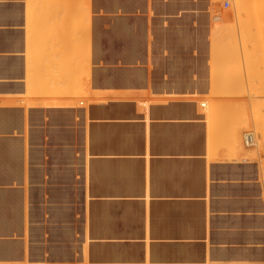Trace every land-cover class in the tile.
Masks as SVG:
<instances>
[{"label":"crops","instance_id":"0c3cea01","mask_svg":"<svg viewBox=\"0 0 264 264\" xmlns=\"http://www.w3.org/2000/svg\"><path fill=\"white\" fill-rule=\"evenodd\" d=\"M77 1L0 0V264H264V164L193 97L202 2Z\"/></svg>","mask_w":264,"mask_h":264},{"label":"rangeland","instance_id":"374dc122","mask_svg":"<svg viewBox=\"0 0 264 264\" xmlns=\"http://www.w3.org/2000/svg\"><path fill=\"white\" fill-rule=\"evenodd\" d=\"M199 1H201L203 4L202 11H203V20L204 21L202 23V28H201V31H202L201 34L203 36L201 35V39L198 40V43H197L198 47L197 48L202 49L204 51L203 61H204L205 68L207 67V69H205V74H204L205 81H207V82H210V81L214 82L215 81V82H214L213 86L209 85L210 87L208 90H203L198 94L196 93V95H194L193 97L195 99L198 98L196 100H198L199 102H203V101L207 102V105L205 107H201V111L205 114V117H207V121H208L209 125L212 126L211 128L217 134L230 136L231 138L234 139L233 144L234 145L236 144L235 146L237 148H240L242 151H246V150L251 151V157L253 159H259L264 164V101H263V99H264V95H263L264 93L263 92L264 91L262 89L259 90L260 88L264 87V86L260 87L261 84L264 85V83H263L264 81L261 80L262 76L264 75V72H263L264 71V66H263L264 65L263 64L264 58L262 57L263 56L262 53H264V23H262V22H264V16L262 15V13L264 12L263 11L264 7H261L264 5V0H257V1L256 0H252V1H250V0L246 1L245 0L244 2L246 4L244 2H241L240 6L244 10H241V14H239L240 16L237 13V5L235 3V0H229L230 6L228 8H226L224 6V2L226 0H199ZM253 1H256L257 3L259 2L256 5L257 10L255 8H253V5H255V2H254V4L252 3ZM247 3H248V5H247ZM251 3H252V6H250ZM241 7H239V8H241ZM254 9L257 11V13H256L257 15H255ZM238 10H240V9H238ZM244 11H245V13H243ZM246 12H247V14H246ZM246 15H248L249 17ZM244 19H246V24H244V25H246L247 27H250L251 30L253 29L254 33L251 36H249L250 31L246 32L247 36L244 35L245 31L243 32L244 29H242L240 27V20H241V24H242V22H244ZM260 20H262V21H260ZM256 22H261V23L258 24ZM216 24L218 26L223 25L222 27L224 28V32L222 31V33H220V31H219L220 29H218L219 27H217ZM257 24H258V26H257ZM225 25H228V26L225 28ZM244 25H243V28H245L247 31L248 29L246 26L244 27ZM214 26L218 30H214L215 29V28H213ZM214 31H217V32L215 33ZM222 34H224V35H222ZM77 35H78V26H77ZM198 35L200 37V32L198 33ZM79 44L80 43L78 42L77 43L78 49L79 48L82 49L84 46H81L82 44H80V45ZM256 53H259L261 58H259L258 57L259 55H257ZM253 54L255 56L257 55V58H255V56ZM261 54H262V56H261ZM252 55L254 58L252 57ZM248 58H250L251 60L248 61L249 60ZM260 60H261V62H260ZM249 63L251 66H249ZM223 64H225L226 67ZM233 65H237V66L234 67ZM247 66H249V68H247ZM208 67L210 69H212L214 72L209 71ZM228 67H229V69H228ZM231 67H233L234 69L236 67L237 68L234 70ZM250 67L251 68L254 67L253 68V70H255L254 72L255 73L257 72L256 74H258L257 77L255 78V81L253 79L254 84L249 79V77L251 75H254V73L251 75L248 73L249 71L252 72V69L250 70ZM238 68H240V69H238ZM230 69H232V70L230 71ZM262 69H263V71H262ZM236 71L239 72L238 75H237ZM231 72H233V76H232ZM228 75H229V79L230 78L233 79L234 77H236L235 80L233 79L234 83L231 82L232 81L231 79L230 80L228 79ZM241 75H243L244 77L243 76L240 77ZM237 77H239V80H237L238 79ZM263 78H264V76H263ZM230 83L232 85L234 84L235 86L234 85L232 86ZM238 86H239V89H241V90L238 89ZM257 86H258V88L260 87L259 89L257 88L258 90L256 89ZM229 87H231V89ZM256 90L258 91V93L256 92ZM261 91L263 94L261 93ZM235 92H237V93H235ZM212 93L217 94V96L215 95L216 98L214 97V94H212ZM77 97L79 99L87 98V97H89V92H86L84 89H79V90H77ZM211 99H216L218 103L220 101V103H222V104L223 103L227 104L229 107V110L233 111V115H230L228 113L230 116H228L227 118L222 117V119H224L223 122H220L221 119H219V117H218V119L220 120L219 122L216 121L218 123H215V121L209 119L207 112L209 111L208 106H210L209 103L211 102ZM252 99H253V101H252ZM237 100H239V101H237ZM212 101H214V100H212ZM243 107H244V109H243ZM237 110H239L240 112L237 113ZM234 112L239 114L238 115L239 117L238 116L236 117ZM246 112H247V115H246ZM235 118H236V121H235ZM238 118L240 120H238ZM214 120H217V119H214ZM241 120H242V122L240 123ZM237 121H239V122L237 123ZM233 124L234 125L236 124V127H234ZM240 124H241V126H240ZM220 127L223 129L222 132H219L221 129ZM241 128H243V130ZM231 131H236L234 133L232 132L233 136H232ZM245 131L254 132L255 137H256L255 144L249 148L244 147V144H243V134ZM235 136H236V138H235Z\"/></svg>","mask_w":264,"mask_h":264},{"label":"bare ground","instance_id":"6f19581e","mask_svg":"<svg viewBox=\"0 0 264 264\" xmlns=\"http://www.w3.org/2000/svg\"><path fill=\"white\" fill-rule=\"evenodd\" d=\"M78 1H80L81 4H82V0H78ZM78 1H77V2H78ZM126 1H127V0H126ZM148 1H149V0H148ZM244 1H245V0H235V3H236V5H237V13H238V15L241 14V10H244V9L240 6V5H241V2H244ZM246 1H249V0H246ZM250 1H252V0H250ZM256 1H257V0H256ZM256 1H253V2H252L253 4H254V2H255V5H253V8H255V9L257 8L256 5L259 3V2L257 3ZM28 2H29V1H28ZM63 2H64V1H63ZM80 2L76 3V5H77L76 7L78 8V6H80V8H82L83 10L85 9L84 11L87 10V14H86V12L84 13V11L81 9V10L83 11V14H82L81 12H80V13H77L78 11H77V9H76V11H77L76 14H79V16H81L80 14H82V16H83L84 14L86 15V17H85V15H84L83 18L81 19V21H82V22H81V25H83V24H84L83 19H84V18H87V15L89 14V13H88L89 10H88V8L86 9L84 5H83L84 7H83L82 5H79ZM260 2H261V1H260ZM25 3H26V2H25ZM244 3H245V2H244ZM252 3H251L250 6H252ZM29 4H30V3H29ZM245 4H246V3H245ZM49 5H50V4H48V6H49ZM127 5H128V4H127ZM180 5H181V4H180ZM247 5H248V3H247ZM261 5H262V4H261ZM31 6H32V5H31ZM46 6H47V5H46ZM73 6H74V4H73ZM44 7H45V6H44ZM74 7H75V6H74ZM107 7H108V6H107ZM211 7H212V6H211ZM239 7H241V8H239ZM261 7H264V5L261 6ZM9 8H10V7H9ZM37 8H38V7H37ZM60 8H61V7H60ZM130 8H131V7H130ZM57 9H59V8H57ZM156 9H157V8H156ZM238 9H240V10H238ZM249 9H250V8H249ZM255 9H254V11H255V15H257V14H256V13H257V11H256L257 9H256V10H255ZM61 10H62V9H61ZM148 10H149V9H148ZM246 10H247V9H246ZM154 11H155V10H154ZM211 11H212V10H211ZM239 11H240V12H239ZM263 11H264V10H263ZM9 12H10V11H9ZM13 12H14V11H13ZM42 12H43V11H42ZM44 12H45V11H44ZM49 12H50V11H49ZM65 12H66V11H65ZM185 12H186V11H185ZM258 12H259V11H258ZM59 13H60V12H59ZM59 13H58V14H59ZM243 13H245V11H244ZM263 13H264V12H263ZM263 13H262V15L264 16ZM65 14H66L65 16H67V13H65ZM69 14H70V13H69ZM207 14H208V13H207ZM246 14H247V12H246ZM260 14H261V13H260ZM19 15H20V14H19ZM115 15H116V14H115ZM132 15H133V14H132ZM248 15H249V14H248ZM248 15H246V16H248ZM46 16H47V14H46ZM46 16H45V18H46ZM150 16H151V15H150ZM154 16H155V15H154ZM184 16H185V15H184ZM186 16H189V15H186ZM211 16H212V15H211ZM239 16H240V15H239ZM42 17H44V16H42ZM61 17H62V16H61ZM67 17H68V16H67ZM69 17H70V16H69ZM114 17H115V16H114ZM119 17H120V16H119ZM248 17H249V16H248ZM261 17H262V16H261ZM14 18H15V17H14ZM14 18H13V19H14ZM39 18H40V17H39ZM79 18H81V17H79ZM123 18H124V17H123ZM239 18H240V17H239ZM13 19H12V20H13ZM46 19H47V18H46ZM62 19H63V18H62ZM87 19H89V18H87ZM111 19H112V18H111ZM133 19H134V18H133ZM167 19H168V18H167ZM186 19H187V18H186ZM241 19H242V18H241ZM260 19H261V18H260ZM3 20H4V19H3ZM68 20H69V19H68ZM70 20H71V19H70ZM85 20H86V19H84V21H85ZM153 20H154V19H153ZM249 20H250V19H249ZM42 21H43V20H42ZM71 21H72V20H71ZM77 21H78V20H77ZM93 21H94V20H93ZM116 21H117V20H116ZM166 21H167V20H166ZM203 21H204V20H203ZM260 21H262V20H260ZM49 22H51V21L49 20ZM78 22H79V21H78ZM88 22H89V21H88ZM54 23H55V22H54ZM61 23H62V22H61ZM75 23H76V22H75ZM79 23H80V22H79ZM79 23H78V24H79ZM86 23H87V22H86ZM86 23H85V24H86ZM94 23H96V22H94ZM141 23H142V22H141ZM182 23H183V22H182ZM199 23H200V22H199ZM256 23L259 24V23H261V22H256ZM262 23H264V22H262ZM78 24H77L76 26H78V29H79V28L81 27V25H80V24L78 25ZM88 24H89V23H88ZM88 24H87V25H88ZM96 24H97V23H96ZM144 24H145V23H144ZM244 24H246V19H244V22H242V24H241V20H240V27H241L242 29H244L243 32L245 31V32H244L245 34H244L243 32H242V33H243L244 35L247 36L246 32H249V31H250V32H249V33H250L249 36H251V35L254 33V32H253V29L251 30L250 27H247V26L244 25ZM258 24H257V26H258ZM62 25H63V24H62ZM62 25H61V26H62ZM68 25H69V23H68ZM74 25H75V24H74ZM231 25H232V24H231ZM243 25H244V27H245V26L247 27V29H248L247 31H246L245 28H243ZM44 26H45V25H44ZM51 26H52V25H51ZM79 26H80V27H79ZM153 26H154V25H153ZM216 26L219 27L218 29H220V30H219L220 33H222V31L224 32V28L222 27L223 25H219V26H218V25L216 24ZM227 26H228V25H225V28H226ZM82 27H83V26H82ZM82 27H81V28H82ZM85 27H86V26H85ZM166 27H167V26H166ZM206 27H207V26H206ZM231 27H232V26H231ZM51 28H52V27H51ZM57 28H60V27H57ZM57 28H56V29H57ZM67 28H70V26H68ZM72 28H73V27H72ZM76 28H77V27H76ZM86 28H87V27H86ZM146 28H147V27H146ZM157 28H158V27H157ZM159 28H160V27H159ZM169 28H170V27H169ZM213 28H215L214 30H218L215 26H214ZM221 28H222V29H221ZM64 29H65V27H64ZM74 29H75V28H74ZM82 29H83V28H82ZM84 29H85V28H84ZM117 29H118V28H117ZM155 29H156V28H155ZM185 29H186V28H185ZM227 29H228V28H227ZM249 29H250V30H249ZM38 30H39V29H38ZM50 30H51V29H50ZM60 30H61V29H60ZM67 30H68V29H67ZM70 30H71V28H70ZM79 30H81V29H79ZM87 30H88V29H87ZM192 30H193V29H192ZM51 31H52V30H51ZM55 31H56V30H55ZM68 31H69V30H68ZM82 31H83V30H82ZM114 31H115V30H114ZM174 31H175V30H174ZM184 31H185V30H184ZM53 32H54V31H53ZM57 32H58V34H59L60 31H58V29H57ZM70 32H71V31H70ZM74 32H75V30H74ZM80 32H81V31H79V33H80ZM85 32H86V31H85ZM87 32H88V31H87ZM87 32H86V33H87ZM142 32H143V31H142ZM214 32L216 33L217 31H214ZM229 32H230V31H229ZM45 33H46V32H45ZM47 33H48V32H47ZM60 33H61V32H60ZM68 33H69V32H68ZM79 33H78V35H79ZM143 33H144V32H143ZM158 33H159V31H158ZM161 33H162V32H161ZM226 33H227V32H226ZM230 33H231V32H230ZM71 34H72V32H71ZM76 34H77V33H76ZM87 34H88V33H87ZM144 34H145V33H144ZM150 34H151V33H150ZM217 34H218V33H217ZM26 35H27V34H26ZM48 35H49V34H48ZM60 35H61V34H60ZM82 35H83V33H82ZM82 35L80 34V36H82ZM84 35H85V34H84ZM94 35H95V34H94ZM97 35H98V34H97ZM153 35H154V34H153ZM218 35H219V34H218ZM218 35H217V36H218ZM222 35H224V34H222ZM70 36L72 37V35H70ZM70 36H69V37H70ZM80 36H79V37H80ZM98 36H99V35H98ZM189 36H190V35H189ZM202 36H203V35H202ZM64 37H65V35H64ZM76 37H77V36H76ZM82 37H83V36H82ZM82 37H80V38H82ZM94 37H95V36H94ZM137 37H138V36H137ZM190 37H191V36H190ZM200 37H201V35H200ZM231 37H232V36H231ZM48 38H49V37H48ZM52 38H53V37H52ZM61 38H63V37H61ZM80 38H79V39H80ZM85 38H86V35H85ZM96 38H97V37H96ZM143 38H144V37H143ZM178 38H179V37H178ZM228 38H229V37H228ZM70 39H71V38H69V40H70ZM73 39H74V38H73ZM73 39H72V40H73ZM79 39H78V41H80ZM83 39H84V38H83ZM62 40H63V39H62ZM65 40H67V39H65ZM65 40H64V42H66ZM81 40H82V39H81ZM221 40H222V39H221ZM19 41H20V40H19ZM86 41H87V40H86ZM86 41L84 40V42H86ZM148 41H149V40H148ZM64 42H63V43H64ZM69 42H70V41H69ZM75 42H76V41H75ZM84 42H82V43H84ZM87 42H88V41H87ZM192 42H193V41H192ZM201 42H202V41H201ZM206 42H207V41H206ZM221 42H222V41H221ZM9 43H10V42H9ZM19 43H20V42H19ZM61 43H62V42H61ZM77 43H78V42H77ZM71 44H73V43H71ZM74 44H75V43H74ZM80 44H81V43H80ZM80 44H79V45H80ZM88 44H89V42H88ZM135 44H136V43H135ZM65 45H66V44H65ZM65 45H64V46H65ZM69 45H70V44H69ZM85 45H86V44H85ZM149 45H150V44H149ZM171 45H172V44H171ZM8 46H9V45H8ZM10 46H11V45H10ZM17 46H18V45H17ZM70 46H71V45H70ZM70 46H68V47L65 46V47L69 49ZM73 46H74V45H73ZM81 46H84V45H81ZM135 46H136V45H135ZM143 46H144V45H143ZM173 46H174V45H173ZM201 46H202V45H201ZM84 47L87 48V46H84ZM84 47H83L82 49H84ZM88 47H89V46H88ZM56 48H57V47H56ZM63 48H64V47H63ZM66 48H65L64 50H66ZM71 48H72V47H70V49H71ZM76 48H77V49H76V50H77L76 52L79 53L78 56H82V55H81L82 53H83V55L85 54V52H86V51H85L86 48L84 49V51H83L81 48H79V49H81L80 52L83 51V52H81V53L79 52L78 47H76ZM164 48H165V47H164ZM189 48H190V47H189ZM47 49H48V48H47ZM70 49H69V50H70ZM143 49H144V48H143ZM44 50H45V49H44ZM207 50H208V49H207ZM3 51H4V50H3ZM70 51H71V50H70ZM88 51H89V50H88ZM88 51H87V52H88ZM193 51H196V50H193ZM66 52H68V51H66ZM202 52H203V51H202ZM77 53H76V56H77ZM130 53H131V52H130ZM157 53H158V52H157ZM159 53H160V52H159ZM1 54H2V53H1ZM109 54H110V53H109ZM120 54H121V53H120ZM198 54H199V52H198ZM256 54L259 55V56H258L259 58H261L259 53H256ZM262 54H263V56H262ZM262 54H261V56L264 58V53H262ZM4 55H5V54H4ZM130 55H131V54H130ZM146 55H147V54H146ZM153 55H154V54H153ZM165 55H166V54H165ZM249 55H250V54H249ZM253 55H254V54H253ZM253 55H252V57H253ZM257 55H256V56L254 55L255 58H257ZM84 56H85V55H84ZM86 56H87V55H86ZM86 56H85V57H86ZM92 56H93V55H92ZM131 56H132V55H131ZM160 56H161V55H160ZM245 56H246V55H245ZM156 57H157V56H156ZM181 57H182V56H181ZM184 57H185V56H184ZM252 57H251V58H252ZM78 58H80V57H78ZM78 58H77V59H78ZM81 58H82V59H81V62H82V61L84 60V57H81ZM93 58H94V57H93ZM114 58H115V57H114ZM205 58H206V57H205ZM253 58H254V57H253ZM253 58H252V59H253ZM15 59H16V58H15ZM56 59H57V58H56ZM85 59H86V58H85ZM115 59H116V58H115ZM177 59H178V58H177ZM184 59H185V58H184ZM221 59H222V58H221ZM248 59H249L248 61L251 60L250 58H248ZM44 60H45V59H44ZM79 60H80V59H79ZM116 60H117V59H116ZM161 60H162V59H161ZM181 60H182V59H181ZM45 61H46V60H45ZM60 61H61V60H60ZM132 61H133V60H132ZM135 61H136V60H135ZM154 61H155V60H154ZM184 61H186V60H184ZM184 61H182V62H184ZM48 62H49V61H48ZM79 62H80V61H79ZM117 62H118V61H117ZM168 62H169V61H168ZM251 62H252V61H251ZM260 62H261V60H260ZM127 63H128V62H127ZM155 63H156V62H155ZM225 63H226V62H225ZM227 63H228V62H227ZM70 64H72V63L70 62ZM81 64H82V63H81ZM185 64H186V63H185ZM192 64H193V63H192ZM229 64H230V63H229ZM251 64H252V63H251ZM260 64H261V63H260ZM263 64H264V62H263ZM263 64H262V65H263ZM47 65H48V64H47ZM58 65H59V64H58ZM60 65H61V64H60ZM72 65H73V64H72ZM85 65H86V64H85ZM200 65H201V63H200ZM223 65H225V64H223ZM230 65H231V64H230ZM27 66H28V65H27ZM31 66H32V64H31ZM61 66L63 67V65H61ZM61 66H60V67H61ZM209 66H210V65H209ZM233 66L235 67V66H237V65H233ZM249 66H251L250 63H249ZM249 66H247V68H249ZM263 66H264V65H263ZM13 67H14V66H13ZM55 67H56V66H55ZM57 67H58V66H57ZM83 67H84V66H83ZM157 67H158V66H157ZM190 67H191V66H190ZM225 67H226V65H225ZM85 68H86V66H85ZM92 68H93V67H92ZM101 68H102V67H101ZM208 68H209V67H208ZM218 68H219V67H218ZM231 68L234 69L233 67H231ZM236 68H237V67H236ZM236 68H235V69H236ZM253 68H254V67H253ZM253 68L250 67V70L252 69V72L248 70V71H249L248 73H249L250 75L254 73V75H251V76L249 75V76H250V77H249L250 81L254 84L253 79H254V81H255V78L257 77L258 74H256L257 72H256V73L254 72L255 70H253ZM28 69H29V68H27V70H28ZM30 69H31V67H30ZM49 69H51V68H49ZM59 69H60V68H59ZM82 69H83V68H82ZM87 69H88V68H87ZM228 69H229V67H228ZM232 69H230V71H231ZM235 69H234V70H235ZM238 69H240V68H238ZM60 70L62 71V69H60ZM64 70H65V69H64ZM83 70H84V69H83ZM139 70H140V69H139ZM154 70H155V69H154ZM180 70H181V69H180ZM220 70H221V69H220ZM78 71H79V70H78ZM155 71H156V70H155ZM159 71H160V70H159ZM191 71H192V70H191ZM209 71L214 72L212 69H209ZM217 71H218V70H217ZM262 71H263V69H262ZM53 72L55 73V70H53ZM59 72H60V71H59ZM67 72H68V71H67ZM104 72H105V71H104ZM233 72H234V71H233ZM233 72H231V73H232V76H233ZM250 72H251V73H250ZM263 72H264V71H263ZM184 73H185V72H184ZM226 73H227V72H226ZM226 73H225V74H226ZM236 73H237V75L239 74V72H237V71H236ZM240 73H241V72H240ZM261 73H262V72H261ZM27 74L29 75L28 72H27ZM56 74H58V73L56 72ZM91 74H92V73H91ZM137 74H138V73H137ZM191 74H192V73H191ZM234 74H235V73H234ZM66 75H67V74H66ZM201 75H202V74H201ZM255 75H256V76H255ZM58 76H59V75H58ZM95 76H96V75H95ZM193 76H194V75H193ZM224 76H225V75H224ZM242 76H243V75H241L240 77H242ZM253 76H254V77H253ZM263 76H264V75H263ZM263 76H262V79L259 77L262 81H264V80H263V79H264ZM56 77H57V75H56ZM64 77H65V76H64ZM67 77H68V76H67ZM117 77H118V76H117ZM212 77H213V76H212ZM243 77H244V76H243ZM12 78H13V77H12ZM58 78H59V77H58ZM58 78H57V79H58ZM132 78H133V77H132ZM144 78H145V77H144ZM148 78H149V77H148ZM216 78H217V77H216ZM235 78H236V77H234L233 79L235 80ZM237 78H238L237 80H239V77H237ZM70 79H71V78H70ZM108 79H109V78H108ZM228 79H229V75H228ZM230 79H231V78H230ZM230 79H229V80H230ZM233 79H231V80H232L231 82L234 81ZM241 79H242V78H241ZM29 80H30V79H29ZM81 80H82V79H81ZM170 80H171V79H170ZM54 81H55V80H54ZM105 81H106V80H105ZM142 81H143V80H142ZM179 81H180V80H179ZM242 81H243V80H242ZM112 82H113V81H112ZM148 82H149V81H148ZM186 82H187V81H186ZM214 82H215V81H214ZM214 82H211V81H210V82H209L210 86H213ZM240 82H241V81H240ZM26 83H27V82H26ZM38 83H39V82H38ZM54 83H55V82H54ZM61 83H62V82H61ZM78 83H79V82H78ZM102 83H103V82H102ZM142 83H143V82H142ZM233 83H234V82H233ZM235 83H236V82H235ZM260 83H261V82H260ZM263 83H264V82H263ZM57 84H58V83H57ZM82 84H83V83H82ZM155 84H156V83H155ZM230 84H231V83H230ZM243 84H244V83H243ZM255 84H256V83H255ZM60 85H61V84H60ZM60 85L58 84V86H60ZM169 85H170V84H169ZM174 85H175V84H174ZM231 85H232V84H231ZM233 85H234V84H233ZM233 85H232V86H233ZM239 85H240V84H239ZM28 86H29V85H28ZM83 86H84V85H83ZM142 86H143V84H142ZM146 86H147V85H146ZM148 86H149V85H148ZM232 86H231V87H232ZM234 86H235V85H234ZM244 86H245V85H244ZM254 86H255V85H254ZM261 86H264V85L261 84L260 87H261ZM38 87H39V86H38ZM168 87H169V86H168ZM231 87H229V88L231 89ZM252 87H253V86H252ZM260 87H259V88H260ZM62 88L64 89V86H62ZM148 88H149V87H148ZM257 88H258V86L256 87V89H257ZM259 88H258V89H259ZM263 88H264V87L260 88L259 90L262 89V90L264 91ZM27 89H28V88H27ZM39 89H40V88H39ZM127 89H128V88H127ZM230 89H229V90H230ZM238 89H239V86H238ZM244 89H245V88H244ZM258 89H257V90H258ZM30 90H31V89H30ZM149 90H150V89H149ZM227 90H228V89H227ZM239 90H241V89H239ZM242 90H243V89H242ZM257 90H256V92L258 93ZM31 91H32V90H31ZM55 91H56V90H55ZM65 91H66V90H65ZM107 91H108V90H107ZM246 91H247V90H246ZM253 91H254V90H253ZM28 92H29V90H28ZM33 92L36 93V91H33ZM86 92H87V91H86ZM139 92H140V91H139ZM193 92H194V91H193ZM226 92H227V91H226ZM226 92H225V93H226ZM29 93H30V92H29ZM75 93H77V92H75ZM150 93H151V92H150ZM235 93H237V92H235ZM238 93H239V92H238ZM254 93H255V92H254ZM261 93H262V91H261ZM263 93H264V92H263ZM263 93H262V94H263ZM61 94H62V93H61ZM67 94H69V93L67 92ZM212 94H214V97H215V95L217 96L216 93H212ZM14 95H15V94H14ZM63 95H65V94H63ZM81 95H82V94H81ZM218 95H219V94H218ZM227 95H228V94H227ZM242 95H243V94H242ZM259 95H260V94H259ZM259 95H258V96H259ZM263 95H264V94H263ZM20 96H21V95H20ZM30 96H31V95H30ZM45 96H46V95H45ZM48 96H49V95H48ZM113 96H114V95H113ZM134 96H135V95H134ZM258 96H257V97H258ZM8 97H9V96H8ZM55 97H56V96H55ZM214 97H213V98H214ZM251 97H252V96H251ZM215 98H216V97H215ZM232 98H233V97H232ZM102 99H103V98H102ZM196 99H198V98H196ZM258 99H259V98H258ZM262 99H263V98H262ZM7 100H8V99H7ZM12 100H14V99H12ZM91 100H92V99H91ZM111 100H112V99H111ZM124 100H126V99H124ZM133 100H134V99H133ZM139 100H140V99H138L137 101H139ZM212 100H214L215 102L212 101ZM218 100H219V99H218ZM107 101H108V100H107ZM114 101H115V100H114ZM141 101H142V100H141ZM237 101H239V100H237ZM252 101H253V99H252ZM263 101H264V99H263ZM151 102H152V101H151ZM184 102H186V101H184ZM189 102H190V101H189ZM203 102H204V101H203ZM213 102H214V103H213ZM229 102H230V101H229ZM233 102H234V101H233ZM235 102H236V101H235ZM261 102H262V101H261ZM34 103H35V102H34ZM38 103H39V102H38ZM59 103H61V102H59ZM118 103H119V102H118ZM152 103H153V102H152ZM156 103H158V102H156ZM186 103H187V102H186ZM186 103H185V104H186ZM205 103H206V105H207V102H205ZM212 103H213V104H212ZM253 103H254V102H253ZM257 103H258V102H257ZM262 103H263V102H262ZM178 104H179V103H178ZM185 104H183V105H185ZM194 104H196V103H194ZM209 104H210V106H208V107H209V111L207 112V113H208V118L211 119V120H213V121H215V123H218V122L220 121L219 119H221L220 122H223L224 119H222V117H224V118L226 117V118H227L228 116L233 115V111H232V110H231V111L229 110V107H228L227 104H224V103L222 104V103H220V101H219V103H218L216 99H211V102H210ZM154 105H155V104H154ZM169 105H170V104H169ZM119 106H120V105H119ZM123 106H124V105H123ZM123 106H122V107H123ZM166 106H167V105H166ZM179 106H180V105H179ZM187 106H190V105H187ZM108 107H109V106H108ZM116 107H117V106H116ZM122 107H121V108H122ZM156 107H157V106H156ZM170 107H171V106H170ZM173 107H174V106H173ZM176 107H177V106H176ZM182 107H183V106H182ZM31 108H32V107H31ZM55 108H57V107H55ZM63 108H64V107H63ZM71 108H72V107H71ZM124 108H125V107H124ZM192 108H193V107H192ZM241 108H242V107H241ZM241 108H240V109H241ZM37 109H38V108H37ZM125 109H126V108H125ZM178 109H179V108H178ZM182 109H183V108H182ZM189 109H190V108H189ZM230 109H231V108H230ZM243 109H244V107H243ZM56 110H57V109H56ZM84 110H85V109H84ZM114 110H115V109H114ZM176 110H177V109H176ZM191 110H192V109H191ZM8 111H9V110H8ZM86 111H87V110H86ZM179 111H180V109H179ZM176 112H177V111H176ZM184 112H185V111H184ZM230 112H231V113H230ZM239 112H240V111L237 110V113H239ZM102 113H103V112H102ZM105 113H106V112H105ZM161 113H162V112H161ZM174 113H175V112H174ZM201 113H202V112H201ZM207 113H206V114H207ZM228 113H229L230 115H229ZM237 113L234 112V114L236 115V117L239 115V114H237ZM163 114H164V113H163ZM9 115H10V114H9ZM36 115H37V114H36ZM101 115H102V114H101ZM133 115H134V114H133ZM246 115H247V112H246ZM52 116H53V115H52ZM128 116H129V115H128ZM131 116H132V115H131ZM131 116H130V117H131ZM180 116H181V115H180ZM206 116H207V115H206ZM244 116H245V115H244ZM59 117H60V116H59ZM216 117H217V118H216ZM218 117H219V119H218ZM238 117H239V116H238ZM139 118H140V117H139ZM141 118H142V117H141ZM206 119H207V117H206ZM214 119H217V120H214ZM55 120H56V119H55ZM238 120H240V119L238 118ZM249 120H250V119H249ZM25 121H26V120H25ZM95 121H96V120H95ZM184 121H185V120H184ZM216 121H218V122H216ZM235 121H236V118H235ZM247 121H248V120H247ZM247 121H246V122H247ZM97 122H98V121H97ZM97 122H96V124H97ZM116 122H117V121H116ZM233 122H234V121H233ZM238 122H239V121H237V123H238ZM241 122H242V120L240 121V123H241ZM86 123H87V122H86ZM234 123H235V122H234ZM99 124H100V123H99ZM154 124H156V123H154ZM230 124H231V123H230ZM72 125H73V124H72ZM85 125H86V124H85ZM161 125H162V124H161ZM219 125H220V124H219ZM181 126H182V125H181ZM213 126H214V125H213ZM230 126H231V125H230ZM233 126L236 127V124H235V125L233 124ZM233 126H232V127H233ZM240 126H241V124H240ZM86 127H87V126H86ZM94 127H96V126H94ZM114 127H115V126H114ZM116 127H117V126H116ZM182 127H183V126H182ZM182 127H181V129H182ZM210 127H212V126H210ZM215 127H216V126H215ZM234 127H233V128H234ZM154 128H155V127H154ZM190 128H191V127H190ZM200 128H201V126H200ZM220 128H221V127H220ZM95 129H96V128H95ZM97 129H98V128H97ZM99 129H100V128H99ZM102 129H103V128H102ZM106 129H108V128H106ZM112 129H113V127H112ZM115 129H116V128H115ZM161 129H162V128H161ZM166 129H167V128H166ZM202 129H204V128L202 127ZM211 129H212V128H211ZM216 129H217V128H216ZM230 129H231V128H230ZM241 129L243 130V128H241ZM28 130H29V129H28ZM182 130H183V129H182ZM190 130H191V129H190ZM217 130H218V129H217ZM222 130H223V129L221 128L219 132H222ZM179 131H180V129H179ZM226 131H227V130H226ZM86 132H87V131H86ZM91 132H92V131H91ZM162 132H163V131H162ZM164 132H166V130H165ZM170 132H171V131H170ZM232 132L234 133V132H236V131H231V133H232ZM241 132H242V131H241ZM83 133H84V131H83ZM151 133H152V132H151ZM157 133H158V132H157ZM233 133H232V136H233ZM90 134H92V133H90ZM90 134H89V135H90ZM120 134H121V133H120ZM196 134H197V133H196ZM225 134H226V133H225ZM228 134H229V133H228ZM235 134H236V133H235ZM235 134H234V135H235ZM85 135H86V134H85ZM136 135H137V134H136ZM198 135H199V134H198ZM230 135H231V134H230ZM86 136H87V135H86ZM130 136H131V135H130ZM145 136H146V135H145ZM172 136H174V135H172ZM194 136H196V135H194ZM223 136H224V135H223ZM226 136H228V135H226ZM87 137H88V136H87ZM164 137H165V136H164ZM229 137H230V136H229ZM107 138H108V137H107ZM158 138H159V137H158ZM225 138H226V137H225ZM235 138H236V136H235ZM45 139H46V138H45ZM118 139H119V138H118ZM171 139H172V138H171ZM175 139H176V138H175ZM226 139H227V138H226ZM232 139H233V138H232ZM16 140H17V139H16ZM85 140H86V139H85ZM100 140H101V139H100ZM132 140H133V139H132ZM157 140H158V139H157ZM172 140H173V139H172ZM177 140H178V138H177ZM198 140H199V139H198ZM228 140H229V139H227V140H225V141H228ZM233 140H234V139H233ZM18 141H19V140H18ZM63 141H64V139H63ZM101 141H102V140H101ZM117 141H118V140H117ZM128 141H129V140H128ZM225 141H223V142H225ZM8 142H9V141H8ZM25 142H26V141H25ZM85 142H86V141H85ZM103 142H104V141H103ZM130 142H131V141H130ZM134 142H135V141H134ZM160 142H161V141H160ZM240 142H241V141H240ZM123 143H124V142H123ZM202 143H203V142H202ZM220 143H221V142H220ZM220 143H219V145H220ZM226 143H227V142H226ZM233 143H234V142L230 141L231 147L235 148L236 146H235V147L232 146ZM85 144H86V143H85ZM110 144H111V143H110ZM116 144H117V143H116ZM137 144H138V143H137ZM221 144H222V143H221ZM224 144H225V143H224ZM228 144H229V141H228ZM230 144H229V145H230ZM29 145H30V144H29ZM64 145H65V144H64ZM92 145H93V144H92ZM92 145H91V146H92ZM94 145H95V144H94ZM166 145H167V144H166ZM225 145H227V144H225ZM225 145H224V146H225ZM235 145H236V144H235ZM65 146H67V145H65ZM99 146H100V145H99ZM102 146H103V145H102ZM119 146H120V144H119ZM119 146H118V147H119ZM172 146H173V145H172ZM221 146H223V144H222ZM96 147H97V146H96ZM106 147H107V146H106ZM225 147H226V146H225ZM107 148H108V147H107ZM160 148H161V147H160ZM216 148H217V147H216ZM216 148H215V149H216ZM219 148H221V147H218V149H219ZM85 149H86V148H85ZM97 149H98V148H97ZM119 149H121V148H119ZM231 149H232V148H231ZM28 150H29V149H28ZM66 150H67V149H66ZM121 150H122V149H121ZM219 150H220V149H219ZM91 151H92V149H91ZM145 151H146V149H145ZM162 151H163V150H162ZM170 151H171V149H170ZM236 151H237V150H236ZM109 152H110V151H109ZM118 152H119V151H118ZM121 152H122V151H121ZM126 152H127V151H126ZM183 152H184V151H183ZM216 152H218V151H216ZM26 153H27V151H26ZM26 153H25V154H26ZM83 153H84V152H83ZM85 153H86V152H85ZM87 153H88V152H87ZM116 153H117V152H116ZM116 153H115V154H116ZM90 154H92V153H90ZM219 154H220V153H219ZM85 155H86V154H85ZM180 155H181V154H180ZM214 155H215V154H214ZM217 155H218V153H216V156H217ZM96 156H97V155H96ZM96 156H95V157H96ZM119 156H120V155H119ZM26 157H27V156H26ZM102 157H103V156H102ZM128 157H129V156H128ZM222 157H223V156H222ZM232 157H233V156H232ZM85 158H86V157H85ZM135 158H136V157H135ZM179 158H180V157H179ZM213 158H214V157H213ZM220 158H221V157H220ZM233 158H234V157H233ZM175 159H176V158H175ZM26 160H27V159H26ZM110 160H111V159H110ZM187 160H188V159H187ZM111 161H112V160H111ZM118 161H119V159H118ZM123 161H124V160H123ZM141 161H142V160H141ZM19 162H21V161H19ZM98 162H99V160H98ZM16 164H17V163H16ZM85 164H86V163H85ZM110 164H111V163H110ZM126 164H127V163H126ZM145 164H146V163H145ZM4 165H5V164H4ZM57 165H58V164H57ZM72 165H73V164H72ZM115 165H116V164H115ZM115 165H114V166H115ZM218 165H219V164H218ZM186 166H187V165H186ZM219 166H220V165H219ZM29 167H30V166H29ZM82 167H83V166H82ZM135 167H136V166H135ZM175 167H176V166H175ZM228 167H229V166H228ZM11 168H12V167H11ZM85 168H86V167H85ZM114 168H115V167H114ZM191 168H192V167H191ZM0 170H1V169H0ZM228 170H229V169H228ZM95 171H96V170H95ZM176 171H177V170H176ZM10 172H11V171H10ZM26 172H27V171H26ZM114 172H115V171H114ZM171 172H173V171H171ZM200 172H201V171H200ZM231 172H233V171H231ZM85 173H86V172H85ZM87 173H88V172H87ZM162 173H163V172H162ZM12 174H13V173H12ZM23 174H25V176H26L27 173H23ZM95 174H96V173H95ZM141 174H142V173H141ZM151 174H152V173H151ZM85 175H86V174H85ZM230 175H231V174H230ZM27 176H28V175H27ZM27 176H26V177H27ZM96 176H97V175H96ZM137 176H138V175H136V177H137ZM8 177H9V176H8ZM8 177H7V178H8ZM161 177H162V175H161ZM163 177H164V176H163ZM177 177H178V176H177ZM237 177H238V176H237ZM94 178H95V177H94ZM141 178H142V177H141ZM235 178H236V177H235ZM0 179H1V178H0ZM3 179H4V178H3ZM56 179H57V178H56ZM231 179H232V178H231ZM58 180H59V179H58ZM9 181H10V180H9ZM87 181H88V180H87ZM103 181H104V180H103ZM220 181H221V180H220ZM26 182H27V181H26ZM26 182H25V183H26ZM98 182H99V181H98ZM22 183H23V182H22ZM103 183H104V182H103ZM105 183H106V182H105ZM111 183H112V182H111ZM16 184H17V183H16ZM23 184H24V183H23ZM23 184H22V185H23ZM91 184H92V183H91ZM99 184H100V183H99ZM25 185H26V184H25ZM27 185H28V184H27ZM85 185H86V184H85ZM141 185H142V184H141ZM59 186H60V185H59ZM101 186H102V184H101ZM114 186H115V185H114ZM143 186H144V185H143ZM219 186H220V185H219ZM23 187H24V186H23ZM222 187H223V186H222ZM97 188H98V187H97ZM115 188H116V187H115ZM19 189H20V188H19ZM28 189H29V188H28ZM2 190H3V189H2ZM26 191H27V190H26ZM60 191H61V190H60ZM84 191H85V190H84ZM6 192H7V191H6ZM24 192H25V191H24ZM85 192H86V191H85ZM132 192H133V191H132ZM7 193H8V192H7ZM26 193H27V192H26ZM75 193H76V192H75ZM103 193H104V192H103ZM137 193H138V192H137ZM60 194H61V193H60ZM114 194H115V193H114ZM120 194H121V193H120ZM154 194H155V193H154ZM184 194H185V193H184ZM26 195H27V194H26ZM28 195H29V194H28ZM92 195H93V194H92ZM100 195H101V194H100ZM160 195H161V194H160ZM204 195H205V194H204ZM10 196H12V195H10ZM10 196H9V197H10ZM30 196H31V195H30ZM132 196H133V195H132ZM76 197H77V196H76ZM208 197H209V196H208ZM40 198H41V197H40ZM46 198H47V197H46ZM1 199H2V198H1ZM88 199H89V198H88ZM102 199H103V198H102ZM4 200H5V199H4ZM25 200H26V199H25ZM53 200H54V199H53ZM172 200H173V199H172ZM50 201H51V200H50ZM112 201H113V200H112ZM156 201H157V200H156ZM16 202H17V201H16ZM116 202H117V201H116ZM124 202H125V201H124ZM130 202H132V201H130ZM3 203H4V202H3ZM26 203H27V202H26ZM26 203H25V205H26ZM38 203H39V202H38ZM49 203H50V202H49ZM101 203H102V202H101ZM110 203H111V202H110ZM166 203H168V202L166 201ZM255 203H256V202H255ZM5 204H6V203H5ZM15 204H16V203H15ZM89 204H90V203H89ZM120 204H121V203H120ZM125 204H126V203H125ZM218 204H219V203H218ZM9 205H10V204H9ZM16 205H17V204H16ZM172 205H173V204H172ZM10 206H11V205H10ZM26 206H27V205H26ZM41 206H42V205H41ZM222 206H223V205H222ZM3 207H4V206H3ZM22 207H23V206H22ZM28 207H29V206H28ZM43 207H44V206H43ZM125 207H126V206H125ZM206 207H207V206H206ZM210 207H211V206H210ZM220 207H221V206H220ZM56 208H59V207H56ZM61 208H62V207H61ZM95 208H96V207H95ZM109 208H110V207H109ZM99 209H100V208H99ZM135 209H136V208H135ZM211 209H212V208H211ZM222 209H223V208H222ZM226 209H227V208H226ZM0 210H1V209H0ZM12 210H13V209H12ZM19 210H20V209H19ZM34 210H35V209H34ZM93 210H94V209H93ZM224 210H225V209H224ZM52 211H53V210H52ZM116 211H117V210H116ZM211 211H212V210H211ZM21 212H22V211H21ZM28 212H29V210H28ZM129 212H130V211H129ZM191 213H192V212H191ZM89 214H90V213H89ZM100 214H101V213H100ZM122 214H123V213H122ZM129 214H130V213H129ZM136 214H137V213H136ZM26 215H27V214H26ZM108 215H109V214H108ZM145 215H146V214H145ZM248 215H249V214H248ZM53 216H54V214H53ZM76 216H77V215H76ZM109 216H110V215H109ZM208 216H209V215H208ZM92 217H94V216H92ZM53 218H54V217H53ZM56 218H57V217H56ZM101 218H102V217H101ZM105 218H106V217H105ZM25 219H26V218H25ZM95 219H97V218H95ZM168 219H169V218H168ZM239 219H240V218H239ZM0 220H1V219H0ZM3 220H4V219H3ZM26 220H27V219H26ZM50 220H51V219H50ZM56 220H57V219H56ZM221 220H222V219H221ZM28 221H29V220H28ZM108 221H109V220H108ZM228 221H229V220H228ZM49 222H50V221H49ZM53 222H54V221H53ZM130 222H131V221H130ZM244 222H245V221H244ZM51 223H52V222H51ZM55 223H56V222H55ZM199 223H200V222H199ZM240 223H241V222H240ZM26 224H27V223H26ZM111 224H112V223H111ZM129 224H130V223H129ZM137 224H138V223H137ZM33 225H34V224H33ZM36 225H37V224H36ZM223 226H224V225H223ZM239 227H240V226H239ZM211 228H212V227H211ZM211 228H210V229H211ZM258 228H259V227H258ZM9 229H10V228H9ZM15 229H16V228H15ZM110 229H111V228H110ZM129 229H130V228H129ZM226 229H227V228H226ZM226 229H224V230H226ZM84 230H85V229H84ZM170 230H171V229H170ZM10 232H11V231H10ZM18 232H19V231H18ZM42 232H43V231H42ZM67 232H70V231H67ZM84 232H85V231H84ZM109 232H110V231H109ZM156 232H157V231H156ZM217 232H218V231H217ZM161 233H162V232H161ZM164 233H165V232H164ZM237 233H238V232H237ZM241 233H242V232H241ZM243 233H244V232H243ZM246 233H247V232H246ZM130 234H131V233H130ZM262 234H263V233H262ZM262 234H261V235H262ZM93 235H94V234H93ZM158 235H159V234H158ZM256 235H257V234H256ZM112 236H113V235H112ZM1 237H2V236H1ZM55 237H56V236H55ZM114 237H115V236H114ZM116 237H117V236H116ZM246 237H247V236H246ZM101 238H102V237H101ZM165 238H166V237H165ZM0 239H1V238H0ZM121 239H122V238H121ZM142 239H143V238H142ZM244 239H245V238H244ZM84 240H85V239H84ZM88 240H89V239H88ZM255 240H256V239H255ZM0 241H1V240H0ZM11 241H12V240H11ZM16 241H17V240H16ZM89 241H90V240H89ZM104 241H105V240H104ZM104 241H103V242H104ZM190 241H191V240H190ZM234 241H235V240H234ZM250 241H251V240H250ZM27 242H28V241H27ZM27 242H26V243H27ZM201 242H202V241H201ZM204 242H205V241H204ZM239 242H240V241H239ZM257 242H258V241H257ZM14 243H15V242H14ZM18 243H19V242H18ZM24 243H25V242H24ZM61 243H62V242H61ZM74 243H75V242H74ZM110 243H111V242H110ZM259 243H260V242H259ZM15 244H16V243H15ZM41 244H42V243H41ZM106 244H107V243H106ZM208 244H209V243H208ZM33 245H34V244H33ZM85 245H86V244H85ZM112 245H113V244H112ZM82 246H83V248H84V245H82ZM100 246H101V245H100ZM3 247H4V246H3ZM120 247H121V246H120ZM211 247H212V246H211ZM85 248H86V247H85ZM97 248H98V247H97ZM212 248H214V247H212ZM0 249H1V248H0ZM3 249H4V248H3ZM112 249H113V248H112ZM86 250H87V249H86ZM106 250H107V249H106ZM113 250H114V249H113ZM133 250H134V249H133ZM221 250H222V249H221ZM2 251H3V250H2ZM108 251H109V250H108ZM85 252H86V251H85ZM97 253H98V252H97ZM108 253H109V252H108ZM108 253H107V254H108ZM119 253H120V252H119ZM3 254H4V253H3ZM28 254H29V253H28ZM38 254H39V253H38ZM98 254H99V253H98ZM243 254H244V253H243ZM67 255H68V254H67ZM105 255H106V254H105ZM115 255H116V254H115ZM125 255H127V254H125ZM216 255H217V254H216ZM238 255H239V254H238ZM83 256H84V255H83ZM90 256H91V255H90ZM121 256H122V255H121ZM228 256H229V255H228ZM249 256H250V255H249ZM7 257H8V255H7ZM108 257H110V256H108ZM111 257H112V256H111ZM164 257H165V256H164ZM8 258H9V257H8ZM36 258H37V257H36ZM84 258H85V257H84ZM84 258H83V259H84ZM120 259H121V258H120ZM227 259H228V258H227ZM247 259H248V258H247ZM0 260H1V259H0ZM112 260H113V259H112ZM191 260H192V259H191ZM40 261H41V260H40ZM93 261H94V260H93ZM101 261H102V260H101ZM200 261H201V260H200ZM250 261H251V260H250ZM71 262H72V261H71ZM163 262H164V261H163ZM168 262H169V261H168ZM27 263H28V262H27ZM35 263H36V262H35ZM111 263H112V262H111ZM119 263H120V262H119ZM121 263H122V262H121ZM198 263H199V262H198ZM93 264H94V263H93ZM106 264H107V263H106ZM136 264H137V263H136Z\"/></svg>","mask_w":264,"mask_h":264},{"label":"built area","instance_id":"2783aa9c","mask_svg":"<svg viewBox=\"0 0 264 264\" xmlns=\"http://www.w3.org/2000/svg\"><path fill=\"white\" fill-rule=\"evenodd\" d=\"M224 6L226 8H228L230 6V1L229 0H226L224 2ZM200 104H201L202 107H205L206 106L205 101L204 102H201ZM255 141H256V137H255L254 132H252V131H245L244 132V134H243V144H244V147L249 148V147L253 146L255 144Z\"/></svg>","mask_w":264,"mask_h":264}]
</instances>
